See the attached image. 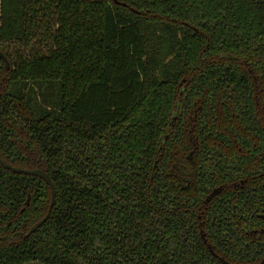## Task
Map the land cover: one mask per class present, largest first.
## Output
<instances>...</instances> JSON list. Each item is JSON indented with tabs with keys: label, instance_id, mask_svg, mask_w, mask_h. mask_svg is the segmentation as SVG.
<instances>
[{
	"label": "trees",
	"instance_id": "obj_1",
	"mask_svg": "<svg viewBox=\"0 0 264 264\" xmlns=\"http://www.w3.org/2000/svg\"><path fill=\"white\" fill-rule=\"evenodd\" d=\"M0 50V156L57 192L26 236L0 163V264H264V0H0Z\"/></svg>",
	"mask_w": 264,
	"mask_h": 264
},
{
	"label": "water",
	"instance_id": "obj_2",
	"mask_svg": "<svg viewBox=\"0 0 264 264\" xmlns=\"http://www.w3.org/2000/svg\"><path fill=\"white\" fill-rule=\"evenodd\" d=\"M114 1L119 3V0H114ZM123 4H126V3L123 2ZM0 57L4 60V62L6 64V67L9 68L10 67L9 59L6 56V54L3 51H1V50H0ZM0 163L5 168L11 169L12 171L17 172V173H26V174H31V175H37V176L41 177L42 179H44L46 181V183L50 187V190H51V203H50V206L48 208V211H47L45 216H43L40 220H38L36 223H34L31 226L30 230L26 234V236H28L31 233H33L34 231H36L39 227H41L44 224V222L50 217L52 209H53V207L55 205V201H56V193L57 192H56L55 183H54L49 171H47L43 167L26 168V167H22V166H15V165H12L9 162H7L1 156H0ZM215 193H216V191H214L212 194H215ZM202 237L204 238L205 242L207 243V238L205 237L204 231H202ZM208 246L211 249V251H213V248L211 247V244L208 243ZM21 264H51V263H46L44 261H41V260L37 259V260L26 261V262H23Z\"/></svg>",
	"mask_w": 264,
	"mask_h": 264
},
{
	"label": "flooded vegetation",
	"instance_id": "obj_3",
	"mask_svg": "<svg viewBox=\"0 0 264 264\" xmlns=\"http://www.w3.org/2000/svg\"><path fill=\"white\" fill-rule=\"evenodd\" d=\"M211 195L213 196L214 194H211ZM211 195L209 196V198H211V197H212ZM202 231H203V230H202ZM202 231H201V232H202ZM213 252H214V250H213Z\"/></svg>",
	"mask_w": 264,
	"mask_h": 264
}]
</instances>
